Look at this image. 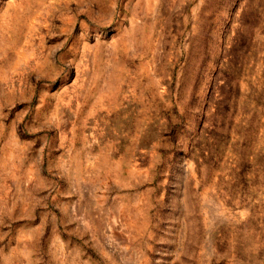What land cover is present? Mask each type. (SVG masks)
<instances>
[{
    "label": "rangeland",
    "instance_id": "374dc122",
    "mask_svg": "<svg viewBox=\"0 0 264 264\" xmlns=\"http://www.w3.org/2000/svg\"><path fill=\"white\" fill-rule=\"evenodd\" d=\"M0 264H264V0H0Z\"/></svg>",
    "mask_w": 264,
    "mask_h": 264
}]
</instances>
